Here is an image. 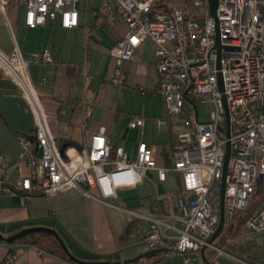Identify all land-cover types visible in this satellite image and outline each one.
Returning <instances> with one entry per match:
<instances>
[{"label": "built area", "instance_id": "2783aa9c", "mask_svg": "<svg viewBox=\"0 0 264 264\" xmlns=\"http://www.w3.org/2000/svg\"><path fill=\"white\" fill-rule=\"evenodd\" d=\"M182 1V5L171 9L155 8L157 0H104L102 6L109 22L118 17L127 25L125 34L112 48V83L130 85L125 77V63L135 58L136 49L145 39L155 44L160 75L155 91L163 97L167 113L179 115L184 127L176 136L180 146L174 151V164L160 166L153 148L144 141L139 143L136 157H131L123 146L110 142L105 127L93 133L87 148L65 156L50 130L29 70L31 65L52 63L53 52L47 47L24 54L15 46L10 53L0 51V67L35 109L36 125L22 139L23 161L35 169L31 175L7 185L6 190L57 195L76 186L92 195L89 189L96 187L107 198L115 197L119 188L142 182L149 170H156L160 180H165L168 172H177L183 188L190 193L186 202L179 203V213L168 214L158 206L153 207V214L127 209L135 217L150 221L143 238L148 249L163 247L164 258L176 252L200 251L206 246L209 258L227 255L242 264H262L263 247L253 244L254 250L246 251L250 263L230 253L223 242L240 227L264 231V0H218L221 43L241 46L221 47L231 154L224 194L225 226L217 238L224 241L216 239L213 243H209V238L220 220L227 141V117L216 70L215 17L210 14L208 0ZM11 2L25 6V23L30 28L57 18L64 28L79 24V0H0V10L5 13ZM191 7L200 8L201 12H192ZM203 106L212 108L204 120L200 117ZM164 124L163 119L157 120L159 128ZM128 125L143 132L145 117L132 116ZM35 146L40 149L38 156ZM6 170L7 163L0 159V179ZM238 212H246L240 224ZM157 213L163 216H156ZM139 233L137 227L130 231L129 238L140 240ZM167 239L173 241L168 243ZM14 259L9 251L3 264Z\"/></svg>", "mask_w": 264, "mask_h": 264}, {"label": "crops", "instance_id": "0c3cea01", "mask_svg": "<svg viewBox=\"0 0 264 264\" xmlns=\"http://www.w3.org/2000/svg\"><path fill=\"white\" fill-rule=\"evenodd\" d=\"M103 3L79 0V24L73 28L62 27L59 18L30 28L25 23V6L11 2L5 13L0 10V51L7 54L18 46L24 54L47 47L53 52L52 63L31 65L29 70L50 130L65 156L87 148L93 133L105 127L110 142L123 146L131 157H136L138 145L144 141L153 148L160 166L171 167L174 151L180 146L176 136L184 127L179 115L167 113L163 97L155 91L160 82L155 44L145 39L136 49L135 58L125 63L130 85L112 83V48L127 25L118 17L109 22L102 11ZM132 116L145 117L143 132L129 127ZM158 119L165 121L162 128L157 125ZM36 122L32 103L0 67V159L7 163L0 179V234L10 237L33 226L55 229L70 252L83 262L119 264L155 250L148 249L143 239L150 221L135 217L127 209L153 214V207L158 206L162 212L179 213V203L190 196L180 173L169 172L165 180H160L156 170H149L142 182L119 188L115 197L107 198L96 187L89 189L92 195L76 186L57 195L8 191L7 185L35 169L23 161L22 139L28 137ZM33 150L40 154L37 146ZM172 175L176 187L172 186ZM137 227L141 239L132 240L129 233ZM232 236L226 242L220 238L217 242L224 241L230 253L249 258L246 251L254 250L253 243L243 235ZM172 241L167 239L168 243ZM157 249L146 260L129 264H204L201 251L176 252L161 258L164 249ZM9 251L15 256L10 264H85L68 257L58 240L46 232L29 233L12 243L0 239V264ZM209 259L212 264H242L227 255Z\"/></svg>", "mask_w": 264, "mask_h": 264}, {"label": "water", "instance_id": "95a60500", "mask_svg": "<svg viewBox=\"0 0 264 264\" xmlns=\"http://www.w3.org/2000/svg\"><path fill=\"white\" fill-rule=\"evenodd\" d=\"M209 4V10L210 14L215 17V30H216V39L214 47L217 48V56H216V70H217V78H218V86L219 91H221L222 95V101L225 108V113L227 117V141H226V149H225V156L223 160L222 165V180H221V200H220V220L217 226L216 231L212 234V236L209 238V243H213L218 236L222 233L224 226H225V209H224V194H225V183H226V173L228 168V161L231 154V142H230V115H229V109H228V103H227V96L225 93V85H224V79H223V72H222V63H221V47H240L241 45H232V44H222L221 43V36H220V23L218 19V12L217 7L219 4L218 0H208ZM33 232H46L52 234L59 242L60 246L64 250V252L67 254L68 257L71 259L78 261L80 263L85 264H108V261H95V262H83L79 260L77 257H75L70 250L68 249L66 243L64 242L61 235L52 228L44 227V226H33L26 229H23L19 233L12 235L10 237H4L0 234V239L5 240L8 243H12L15 240L25 236L26 234L33 233ZM206 249L207 247L204 246L200 251L201 255L204 261V264H211L210 259L206 255ZM159 249H155L152 251H148L142 255L136 256L134 258L125 260L124 262H120L119 264H129L130 262L139 260L142 257H147L150 253L156 252Z\"/></svg>", "mask_w": 264, "mask_h": 264}, {"label": "rangeland", "instance_id": "374dc122", "mask_svg": "<svg viewBox=\"0 0 264 264\" xmlns=\"http://www.w3.org/2000/svg\"><path fill=\"white\" fill-rule=\"evenodd\" d=\"M157 1L160 4L158 8H162V9L173 8V7L180 6V5L183 4L182 0H157ZM191 10H192V12H196V11L201 12L200 8L196 9L194 7H191ZM143 97H145V96H143ZM211 109L212 108L209 107V106L201 107V116H200L201 119H203V120L204 119H208ZM171 177L173 178V179L171 178L173 180L172 186L176 187L175 186L176 185L175 184L176 183L175 182V175H172ZM257 200L258 199L254 200V202L252 204H255ZM245 214H246V212H238L236 214L237 219L239 220V221H237V224H240V221L243 219ZM237 234L243 235V238H245L248 243H253L254 245H257V246H260V247L264 248V231H262V232H253V231H250V230H248V229H246L244 227H240L238 232L235 235H237ZM232 238H233V236L230 237V239H232ZM240 256L245 261H248L250 263L252 262V260H249V258L245 254H240Z\"/></svg>", "mask_w": 264, "mask_h": 264}, {"label": "trees", "instance_id": "16d2710c", "mask_svg": "<svg viewBox=\"0 0 264 264\" xmlns=\"http://www.w3.org/2000/svg\"><path fill=\"white\" fill-rule=\"evenodd\" d=\"M154 7L155 8H158L159 7V5L157 4V2H156V4L154 5ZM207 253H208V251H207ZM210 254V253H209ZM211 264H212V262H211Z\"/></svg>", "mask_w": 264, "mask_h": 264}]
</instances>
